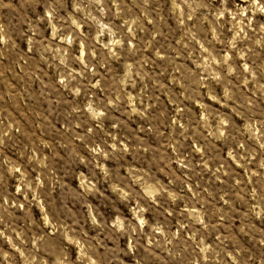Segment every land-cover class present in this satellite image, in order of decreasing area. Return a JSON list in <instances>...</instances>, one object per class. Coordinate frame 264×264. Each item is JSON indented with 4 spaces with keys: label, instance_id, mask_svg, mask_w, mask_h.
Segmentation results:
<instances>
[{
    "label": "rangeland",
    "instance_id": "rangeland-1",
    "mask_svg": "<svg viewBox=\"0 0 264 264\" xmlns=\"http://www.w3.org/2000/svg\"><path fill=\"white\" fill-rule=\"evenodd\" d=\"M0 264H264V0H0Z\"/></svg>",
    "mask_w": 264,
    "mask_h": 264
}]
</instances>
